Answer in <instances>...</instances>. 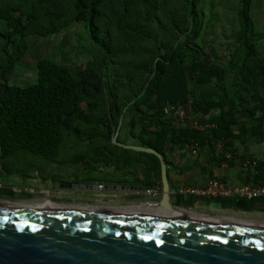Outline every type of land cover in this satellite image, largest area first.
I'll list each match as a JSON object with an SVG mask.
<instances>
[{
    "label": "trees",
    "instance_id": "1",
    "mask_svg": "<svg viewBox=\"0 0 264 264\" xmlns=\"http://www.w3.org/2000/svg\"><path fill=\"white\" fill-rule=\"evenodd\" d=\"M203 1L0 0V168L22 174L18 167H32L35 158L61 163L74 152L70 160L85 168L140 166L144 186L162 189L157 156L112 142L122 117L118 141L127 133L167 166L176 147L214 152L223 140L229 149L235 125L243 137L264 141V25L260 30L254 18L257 0H238L236 48L228 60L203 41ZM76 24L93 45L87 70L75 73L41 58L34 84H11L31 38L50 39ZM189 101L200 123L213 128L178 127L166 115L168 103Z\"/></svg>",
    "mask_w": 264,
    "mask_h": 264
},
{
    "label": "water",
    "instance_id": "2",
    "mask_svg": "<svg viewBox=\"0 0 264 264\" xmlns=\"http://www.w3.org/2000/svg\"><path fill=\"white\" fill-rule=\"evenodd\" d=\"M158 207L0 202V264H264V220L176 206L164 157ZM97 185H75L73 189Z\"/></svg>",
    "mask_w": 264,
    "mask_h": 264
},
{
    "label": "crops",
    "instance_id": "3",
    "mask_svg": "<svg viewBox=\"0 0 264 264\" xmlns=\"http://www.w3.org/2000/svg\"><path fill=\"white\" fill-rule=\"evenodd\" d=\"M240 120V119H239ZM241 121V120H240ZM183 127L185 125H178ZM240 125L233 127L234 138L229 142L227 150L231 155L229 159L217 158L209 148L198 147L197 154L191 152V147H176L168 153V178L172 191L174 205L227 215L264 220V198L249 199L241 197L218 198L198 197L180 192L182 187H204L209 181L217 179L233 186L264 185V141H257L249 134L243 137ZM251 159L259 164L253 168L245 163ZM226 162V165L224 164ZM83 173H96L100 181H93L89 175L86 180H80L85 185H97L88 189L82 198L93 200L86 204L94 205H121V206H147L149 197L145 194L146 181L140 166H127L121 170L110 166L88 165L84 170L75 169ZM0 168V202L13 201V179ZM18 178L22 179L20 176ZM9 179V180H8ZM94 179V178H93ZM154 182L157 179L151 178ZM104 185L100 189L99 185ZM13 187V188H12ZM65 193V192H64ZM90 194V195H89ZM19 202L18 200H14Z\"/></svg>",
    "mask_w": 264,
    "mask_h": 264
},
{
    "label": "rangeland",
    "instance_id": "4",
    "mask_svg": "<svg viewBox=\"0 0 264 264\" xmlns=\"http://www.w3.org/2000/svg\"><path fill=\"white\" fill-rule=\"evenodd\" d=\"M202 8L206 14V26L203 41L210 42L216 48L218 56L222 60H228L230 54L236 48L235 37L239 30L238 0H204ZM254 18L262 30L264 25V3L256 1ZM31 48L23 63L17 68L11 79V84L22 87L34 84L37 80V61L41 58H50L57 63L67 65L77 73L87 70V61L93 48L86 29L76 24L60 34L44 39L33 37L30 39ZM96 48V47H95ZM86 109V103L83 104ZM122 142L135 145L133 139L124 132ZM61 157V163H51L42 158L33 159V166L20 165L18 168L22 174L10 176L13 179V194L9 200L19 202H47L86 204L93 200L82 198V189H73L75 185H82L80 178L90 176L93 181H100L96 173L78 172L76 168L85 169V165L74 163L75 155ZM24 174V175H23ZM20 176L22 179L18 178ZM94 178V179H93ZM9 180V179H8ZM92 185V184H90ZM65 192V193H64ZM90 195V194H89ZM94 202V201H93Z\"/></svg>",
    "mask_w": 264,
    "mask_h": 264
},
{
    "label": "built area",
    "instance_id": "5",
    "mask_svg": "<svg viewBox=\"0 0 264 264\" xmlns=\"http://www.w3.org/2000/svg\"><path fill=\"white\" fill-rule=\"evenodd\" d=\"M165 113L173 119L178 125H188L191 128L204 130L213 128L211 124L200 123V117L194 113L192 102L189 101L186 104H171L168 103L165 108ZM225 141L219 140L216 144L215 155L217 158H230V153L227 151ZM191 152L197 154L198 148L191 146ZM247 165L255 168L257 163L251 159H246ZM226 165V162L224 163ZM2 185L0 184V187ZM100 189L104 188V185L98 186ZM180 192L186 195H193L198 197H218V198H231L241 197L249 199L264 198V185H245L241 187L230 186L223 181L213 179L204 187L185 186L182 187ZM145 194L149 197L147 206L158 207L159 200L162 196V189L158 186L147 188Z\"/></svg>",
    "mask_w": 264,
    "mask_h": 264
},
{
    "label": "flooded vegetation",
    "instance_id": "6",
    "mask_svg": "<svg viewBox=\"0 0 264 264\" xmlns=\"http://www.w3.org/2000/svg\"><path fill=\"white\" fill-rule=\"evenodd\" d=\"M81 193H83V195H85L86 191H85V190H83ZM13 202H15V201L13 200Z\"/></svg>",
    "mask_w": 264,
    "mask_h": 264
}]
</instances>
